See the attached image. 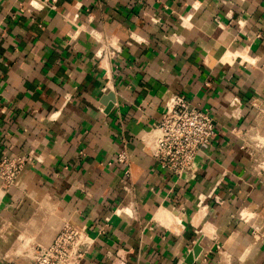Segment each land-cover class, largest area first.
<instances>
[{"label": "crops", "instance_id": "0c3cea01", "mask_svg": "<svg viewBox=\"0 0 264 264\" xmlns=\"http://www.w3.org/2000/svg\"><path fill=\"white\" fill-rule=\"evenodd\" d=\"M174 93L214 119L189 178L144 141ZM4 154L0 264L67 220L82 264H264V0H0Z\"/></svg>", "mask_w": 264, "mask_h": 264}, {"label": "built area", "instance_id": "2783aa9c", "mask_svg": "<svg viewBox=\"0 0 264 264\" xmlns=\"http://www.w3.org/2000/svg\"><path fill=\"white\" fill-rule=\"evenodd\" d=\"M235 131L240 130L234 128ZM214 134V119L210 112L191 105L183 95L174 93L162 118L148 131L144 141L161 168L178 178H189L198 171L200 149L210 143ZM118 160L125 163V153H120ZM31 161V156L4 154L0 159L3 188L15 184ZM260 167L264 165L260 164ZM94 241L87 224L67 220L50 243L28 241L23 244L22 253L29 258V264H82Z\"/></svg>", "mask_w": 264, "mask_h": 264}, {"label": "water", "instance_id": "95a60500", "mask_svg": "<svg viewBox=\"0 0 264 264\" xmlns=\"http://www.w3.org/2000/svg\"><path fill=\"white\" fill-rule=\"evenodd\" d=\"M200 250H201V245L199 241H197L194 244L192 250L186 255L184 261L181 264H192L195 260V256L199 254Z\"/></svg>", "mask_w": 264, "mask_h": 264}, {"label": "bare ground", "instance_id": "6f19581e", "mask_svg": "<svg viewBox=\"0 0 264 264\" xmlns=\"http://www.w3.org/2000/svg\"><path fill=\"white\" fill-rule=\"evenodd\" d=\"M165 211H166V210H165ZM165 211H164V212H165ZM160 217H162V216H160ZM161 219L163 220V218H161ZM161 219H160V220H161Z\"/></svg>", "mask_w": 264, "mask_h": 264}]
</instances>
